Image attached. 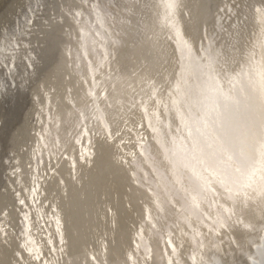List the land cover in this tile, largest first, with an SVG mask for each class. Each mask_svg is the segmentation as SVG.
Here are the masks:
<instances>
[{"label":"bare ground","instance_id":"bare-ground-1","mask_svg":"<svg viewBox=\"0 0 264 264\" xmlns=\"http://www.w3.org/2000/svg\"><path fill=\"white\" fill-rule=\"evenodd\" d=\"M262 13L0 0V264H261Z\"/></svg>","mask_w":264,"mask_h":264},{"label":"snow or ice","instance_id":"snow-or-ice-1","mask_svg":"<svg viewBox=\"0 0 264 264\" xmlns=\"http://www.w3.org/2000/svg\"><path fill=\"white\" fill-rule=\"evenodd\" d=\"M262 15H264V13H262ZM8 86L11 87V83L10 82H9ZM21 203H23V201H21ZM262 255H264V254H262ZM261 264H264V260L261 261Z\"/></svg>","mask_w":264,"mask_h":264}]
</instances>
